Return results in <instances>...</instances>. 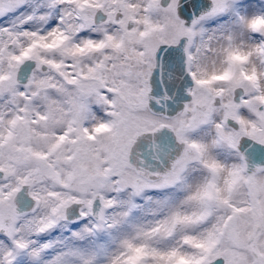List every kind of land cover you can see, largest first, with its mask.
<instances>
[{"label": "snow or ice", "instance_id": "1", "mask_svg": "<svg viewBox=\"0 0 264 264\" xmlns=\"http://www.w3.org/2000/svg\"><path fill=\"white\" fill-rule=\"evenodd\" d=\"M0 264H264V0H0Z\"/></svg>", "mask_w": 264, "mask_h": 264}]
</instances>
